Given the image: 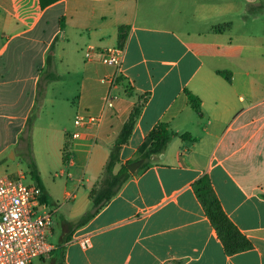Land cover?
I'll list each match as a JSON object with an SVG mask.
<instances>
[{
    "label": "crops",
    "instance_id": "crops-1",
    "mask_svg": "<svg viewBox=\"0 0 264 264\" xmlns=\"http://www.w3.org/2000/svg\"><path fill=\"white\" fill-rule=\"evenodd\" d=\"M262 14L264 0H59L44 9L40 0H0V176L13 168L8 161H17L11 156L20 151L30 119L33 140L42 91L62 78L57 65L69 48L118 47L120 28H128L122 76L134 95L117 86L119 99L105 107L104 80L115 69L84 54L77 66L75 120L101 116V123L38 133L41 149L33 154L43 196L57 210L49 237L54 248L63 237L61 222L92 209L90 190L138 95L149 100L121 150L123 164L141 159L158 124L179 135L74 232L65 264H264L261 41L237 32L238 22L248 28ZM186 91L201 100L202 116ZM75 132L79 137L71 138ZM67 138L74 165L66 168ZM62 170L71 177L55 178ZM13 174L26 176L22 170ZM205 175L229 219L249 238V250L227 254L194 189Z\"/></svg>",
    "mask_w": 264,
    "mask_h": 264
},
{
    "label": "trees",
    "instance_id": "trees-1",
    "mask_svg": "<svg viewBox=\"0 0 264 264\" xmlns=\"http://www.w3.org/2000/svg\"><path fill=\"white\" fill-rule=\"evenodd\" d=\"M58 1L59 0H40V4L44 9ZM127 31V27L120 28L118 35L120 45L119 47H125ZM117 86H121L125 95H134V89L123 76L118 79ZM186 94L188 96L190 106L199 116H202L201 100L189 91H186ZM148 100V94L138 95V102L134 107L129 119L124 124L115 143L111 145L109 159L103 168L101 177L90 190L89 198L92 202V209L81 216L77 221L65 219L61 222L63 237L61 238L59 245L53 249L48 257H46L49 259V264H65L66 244L72 240L74 232L87 225L120 193L126 182L134 176L128 169V165L132 164L133 162L123 164L121 161V150L124 145L129 143V139ZM33 124V119H30L27 126L26 135L21 138V141L25 142L27 147L26 154L27 161L29 162L28 170L32 177L33 183L43 190L40 174L32 151L31 139ZM178 136L179 135L177 133L171 131L168 124L160 123L155 126L148 135V148L141 156V159L145 160V162L141 166L139 173L153 165L158 157L166 151L173 138ZM181 138L185 139L187 138V135H182ZM69 151L70 142L67 138V142L63 150L64 161L67 159ZM194 189L197 197L205 209L208 218L216 229L227 254L235 255L249 250L252 247L249 238L238 229V227L229 219L223 210L210 178L207 175L201 177L194 183ZM41 200L42 202H45L46 196L44 195ZM43 259L45 260V258H42L41 260Z\"/></svg>",
    "mask_w": 264,
    "mask_h": 264
},
{
    "label": "built area",
    "instance_id": "built-area-1",
    "mask_svg": "<svg viewBox=\"0 0 264 264\" xmlns=\"http://www.w3.org/2000/svg\"><path fill=\"white\" fill-rule=\"evenodd\" d=\"M125 47H110L96 51L90 47L85 56L87 60H101L115 69L105 78L109 89L104 96L105 107H114L119 95L115 92L118 79L123 73ZM101 116L79 115L75 120L78 127L98 126ZM75 132L71 138L79 137ZM65 167L74 165L70 151L64 161ZM71 177L70 172H57L54 177ZM24 177L12 180L9 176H0V264H32L35 260L46 258L54 246L49 240L55 225L57 210L42 202L43 190L36 184H25ZM74 194H69V199ZM85 246H90L88 239Z\"/></svg>",
    "mask_w": 264,
    "mask_h": 264
},
{
    "label": "rangeland",
    "instance_id": "rangeland-1",
    "mask_svg": "<svg viewBox=\"0 0 264 264\" xmlns=\"http://www.w3.org/2000/svg\"><path fill=\"white\" fill-rule=\"evenodd\" d=\"M233 18H235V20L237 19V17ZM237 24L239 25V28H237L238 33L243 32L246 34H254L260 39L261 63L259 71L260 75H264V14L259 16L257 24L255 23L248 28H243L239 22ZM85 52V49L81 52V50L69 48L62 65L58 63V58L52 59V65L58 63L57 72L62 78L49 84L48 89H43L42 91L41 102L35 111V125L37 126V129L36 132H34L35 134L33 135L32 140L34 144L33 153H35V150L39 152L41 149V137L38 136L39 131H43L44 129L57 130L59 126H64L69 130H73L77 113L76 102L79 95L77 82H79L81 75L77 71V66L80 64ZM262 91H264L263 88H261V94ZM26 148V144L23 142L19 148L20 151H17L16 154L11 156L12 160H15L16 158L18 159L17 161H8L10 165L13 164L14 166L8 171L7 176L14 181L20 180V178L13 173L22 170L26 175L23 182L25 184H32L33 180L28 170L29 162L27 161ZM15 162H19L18 167L15 166ZM48 261V258H45V260L38 259L34 261V264H49Z\"/></svg>",
    "mask_w": 264,
    "mask_h": 264
},
{
    "label": "water",
    "instance_id": "water-1",
    "mask_svg": "<svg viewBox=\"0 0 264 264\" xmlns=\"http://www.w3.org/2000/svg\"><path fill=\"white\" fill-rule=\"evenodd\" d=\"M145 160L140 159L132 164L128 165V169L132 174H136L139 169L141 168V166L144 164Z\"/></svg>",
    "mask_w": 264,
    "mask_h": 264
}]
</instances>
